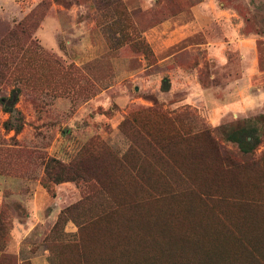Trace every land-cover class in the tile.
I'll list each match as a JSON object with an SVG mask.
<instances>
[{
	"label": "rangeland",
	"instance_id": "obj_1",
	"mask_svg": "<svg viewBox=\"0 0 264 264\" xmlns=\"http://www.w3.org/2000/svg\"><path fill=\"white\" fill-rule=\"evenodd\" d=\"M0 185L21 264H264V0H0Z\"/></svg>",
	"mask_w": 264,
	"mask_h": 264
},
{
	"label": "crops",
	"instance_id": "obj_2",
	"mask_svg": "<svg viewBox=\"0 0 264 264\" xmlns=\"http://www.w3.org/2000/svg\"><path fill=\"white\" fill-rule=\"evenodd\" d=\"M10 185L11 183H9V186ZM4 188V185H0V204L7 198L3 190ZM39 192L43 194L41 189H39V191L34 192L33 197L28 199V204H30L32 208L39 205ZM23 200H25V198ZM42 222L43 217L37 209L26 212V214L23 215L0 214V256L3 253H14L18 256V264H21L24 261L23 242L32 232H38V226L41 225Z\"/></svg>",
	"mask_w": 264,
	"mask_h": 264
},
{
	"label": "trees",
	"instance_id": "obj_3",
	"mask_svg": "<svg viewBox=\"0 0 264 264\" xmlns=\"http://www.w3.org/2000/svg\"><path fill=\"white\" fill-rule=\"evenodd\" d=\"M18 99H19V95H18V93H17L16 90L12 91L10 97L3 98L2 99V103L4 105V110L6 112H8L9 114L12 115L15 112V110H16V103H17ZM5 127L8 128V129H16V130H19L21 128V125L20 124L19 125L13 124V122L11 123V120H8V121L5 122ZM241 141H243V140H241ZM245 142H247V141H245ZM244 148L245 149H248V147L246 145L244 146ZM56 166H58L62 170H65L66 171V169H70L69 167L71 166V164L70 165H65L62 162L53 159V161L51 163H47V165H46V169L47 170L46 171L48 173H51ZM55 178H56V181L55 182H62V181H64L60 177H56V175H55ZM43 181H44V186L46 188H49V185L46 183L47 181L46 182H45V180H43ZM157 218L161 219L160 217H157Z\"/></svg>",
	"mask_w": 264,
	"mask_h": 264
}]
</instances>
